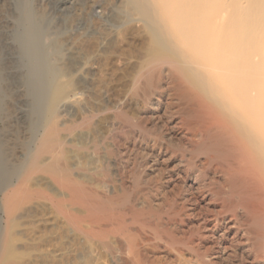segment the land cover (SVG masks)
I'll use <instances>...</instances> for the list:
<instances>
[{
  "label": "bare ground",
  "instance_id": "1",
  "mask_svg": "<svg viewBox=\"0 0 264 264\" xmlns=\"http://www.w3.org/2000/svg\"><path fill=\"white\" fill-rule=\"evenodd\" d=\"M13 1L20 14L19 20L13 15L19 21L14 38L27 67L24 75L7 73L9 77L0 69V111L12 87H21L27 108L17 113H23L27 126L22 157L14 162L4 153L0 135V211L6 223L13 212H20L25 226L19 231L27 234L23 241L29 246L27 264L42 257L50 261L37 264H221L220 249L241 244L244 247L236 249L240 256L251 253L253 259H264V54L253 61L254 36L236 3L120 0L111 8L126 16L140 15L157 43L145 67L136 73L131 86L134 95L145 104L155 92V110L161 108L165 94L168 100L174 97L176 102H167L164 108L166 118L177 116L180 126L192 135L185 141L193 152L189 160L196 173L193 179L185 169L183 175L170 171L154 181L139 174L130 184L113 154L121 151L125 126L128 133L135 127L141 129L142 138L149 141L153 130L148 112L132 121L127 111L116 109L117 104L95 106V100L85 97L91 94L92 83L81 60L71 68L84 80L59 85L49 103L57 68L50 60L47 36L43 39L42 11L35 12L30 0ZM228 8L234 12L228 13ZM109 14L108 25L121 22ZM74 21L73 26L80 20ZM103 36L98 45L107 38ZM42 40L47 45L44 50ZM10 79L13 83L6 82ZM101 113L108 115L111 127L104 135L94 127ZM80 132L85 133L83 138L78 137ZM153 137V146L162 148L164 137L159 133ZM78 151L87 154L80 157ZM20 203L22 207L15 210ZM56 224L64 234H57ZM29 225L39 230L30 231ZM35 238L43 242L41 247L39 242L33 247Z\"/></svg>",
  "mask_w": 264,
  "mask_h": 264
},
{
  "label": "rangeland",
  "instance_id": "2",
  "mask_svg": "<svg viewBox=\"0 0 264 264\" xmlns=\"http://www.w3.org/2000/svg\"><path fill=\"white\" fill-rule=\"evenodd\" d=\"M5 1H6L5 4L2 3ZM119 1L120 0H118V1L117 0H81V1H79V0H30V4L33 2V4H31V7L35 8V9L32 8L34 11L36 10L35 12L39 11L41 13V11H42L41 14L43 15V19L41 22V26L45 27L44 29H46V35H43L44 37L43 36L42 37L44 39V38H46L45 36H47L46 41H47V44L48 45L50 44V45L49 46L46 45V46L49 48V50L52 51L50 53V58H52V59H50V58L49 59L51 61H53V59H54L52 66L55 65L57 68V71L52 74L53 75V81L51 84L50 93H52L54 95L50 94L53 97L51 99H49V103H51V100L58 94V92L60 90L59 85L67 83V81H69L68 83L74 84V83H80V81L82 82L84 80L83 78L81 80V78L79 76H77L76 74H73L72 68H73L74 64L79 60H81L82 62H85L84 67H85V69L87 68V70L90 74L89 75L90 83H92L91 84L92 86L90 85L91 88L89 90L91 92V94L87 93L85 97L91 101L95 100V104H96L95 106L100 107V106H103L106 104L108 105V102H111L112 104L109 103V106L112 105L113 107L116 106L115 104H117L116 109H120V110H123L125 112L127 111L126 113L129 114L128 115L129 117L131 116L132 121L138 120L141 116V113H143L145 110L148 112L147 114H149L147 121L149 122V125H150V129H151L150 132L153 130L152 133L150 134L151 137L148 139L149 141H144V138H142V137H144V134H142L144 132L141 129L135 127V128L131 129L130 133H128L127 132L128 127L125 126V128L123 129L124 130L123 134L121 135V139L119 142L120 143L119 145H120L122 152L121 151H119V152L114 151V154H113L115 159H117V162H118L117 164H118V167L120 168V172L122 173V176H124L125 179L128 180V183L130 182V180L132 182L134 177L137 175L139 176V174H140V176H143V177L147 176V179L149 178V180L151 179V181L152 180L154 181L156 179H159L160 177H164V176L167 177L170 174V171L172 172V174L174 176H176V172L183 175L182 171H184L185 169H187L188 174L190 175L191 179H193V177L196 176L195 175L196 174L195 169H193L191 167V163L189 164V162H190L189 160L192 156L191 153H193V152L191 151V148H190L191 145L188 144L189 142L187 143V141H185V140H187L185 137L188 138V137H191L192 135H190L191 133L188 132L187 129L180 126V118H178L177 116H174L173 118L167 119L166 115H165V113H166L165 109L167 107V102H173V101L176 102V99L174 97H172L171 99L168 100V97L165 94V96L162 100L161 108L158 110H155L156 109L155 103L158 100V96H157V94H155V92H154V96L152 94L150 96V99L145 104L140 97H137L136 95H134V92H133L134 88L131 87V86H133L134 79H135L136 75L138 74V71H140V69L145 67V65L147 64L150 54L157 48V43H156V40H154L151 29L149 28V26H147L143 22L142 19H140L141 18L140 15H138L136 13H131L129 16H126V15H124L123 12H120L119 10L111 9L115 5L120 4ZM121 1H124V0H121ZM160 1H162V0H157L155 2L159 3ZM222 1L225 4L226 3L227 4L233 3V5H235L234 3H236L237 8L240 11L241 15H244L243 19L248 21L249 31L251 30L250 32H251V34L253 33V36H254L253 37V44H252V48H251L252 54H253V61L257 62L259 60V58L264 54V51H263V48H264V46H263L264 45V0H222ZM0 3H1L0 4V23H1L0 24V31H1L0 33H4V34H1L3 36L0 35L1 36L0 37V49H1L0 50V69L3 73V75L5 76V74H6L7 77H9L10 75L11 76H15V75L19 76L20 74L24 75L25 74L24 72L26 71L25 67H27V63L25 60H23L24 59L23 54H21V53H23V51L21 50L19 43H17V40H15V38H14V29L17 27V25L19 23L18 20L20 19L19 18L20 14L19 15L17 14L18 10L16 9V6H15V3L13 0H3V1L0 0ZM95 3H96V5H95ZM3 4H4V6H1ZM233 5H231V6L234 8ZM3 9H5V10H3ZM229 10H230V12H228V13H230V14H232L231 12H234V11H232L233 10L232 8L231 9L228 8V11ZM12 11H14L16 13H14ZM112 11L114 13L116 11V13L114 14V13H112ZM44 14H45V17H44ZM108 14L112 15V17L115 16V19H117V21H121V22H119L118 24H116L114 26L108 25L109 23L106 21V18H108ZM13 15H15L16 18L18 17L17 18L18 20ZM120 18H122V19H120ZM75 19L76 20L79 19L80 21L78 24L73 26L72 23ZM3 21H4L5 25H4ZM44 22L48 23V25H46ZM6 31H7V33H6ZM5 34H6V36H5ZM103 35L104 36L106 35L105 37H107V38L103 41L102 45H98L99 38ZM4 37L5 38L7 37V39H5ZM48 41H50V42L48 43ZM51 42H53L54 44ZM42 43H43L42 44V48H43L42 50H44L47 47L44 45V40H42ZM7 44H8V47H7ZM5 45H6V48H5ZM50 46H51V48H50ZM100 46H101V48H100ZM2 50H3V52H2ZM16 50L19 52L21 51V52L20 53L16 52ZM19 56L22 58L20 59ZM1 57L4 59H2ZM6 57L9 60H7ZM16 57H18V59ZM14 58H16L17 61H16V59L12 60ZM18 60L20 61V63L22 62L23 64L21 63V65H20ZM68 61H69V63H68ZM1 63H2V66H1ZM4 63H5V65H4ZM6 63H8V64H6ZM7 65H8V69H7ZM10 65L11 66L14 65V66L11 67ZM6 69L8 70V72ZM89 70L91 71V73ZM7 73L8 74L10 73V75L8 76ZM59 73H61V74L59 75ZM62 73L64 74V76ZM66 73H67V75H66ZM57 77L60 78V80ZM79 78H80V81H79ZM13 81H14V84L18 83L17 82L18 80L17 81L13 80ZM20 81L22 82V80H19V83H20ZM55 81H57V82H55ZM6 82L10 83V82H12V80L10 79V80H7ZM93 84H94V86H93ZM161 85L164 86L165 85L164 82L161 83ZM16 86L12 87V90L15 89L14 91H12V90L9 91V93H11V95L9 94L7 96L8 98L6 97L4 99L3 105L1 108L2 111H0V114H1L0 115L1 116L0 117L1 118L0 127L1 128L4 127L5 130L7 129L6 135H5V130L0 128V130H1L0 135L3 134L2 135L3 136L2 137L3 138L2 139L3 140L2 141V145H3L2 148L5 151L3 149L2 150L4 151V153H6V156L8 157L9 160H11V162H14L15 160H18L22 157V152H21L22 151V145H23L22 143L24 142V139L26 136V132H25L26 130L25 129L27 126V120H26V118L23 117V113L19 114V113H21V111L23 112L24 109L27 108L26 104H25V99H23V98H25V96L23 94V91H21L22 90L21 87L15 88ZM55 90H56V92L54 93ZM14 93H16V96ZM22 94H23V96H22ZM50 95H49V97H50ZM152 96H153V98H152ZM18 97H20L19 98L20 101L22 98V102L23 101L24 102L19 103ZM11 98L14 99V103H13V99H11ZM15 99L18 101H15ZM165 99H166V101H165ZM10 103L11 104L13 103L12 104L13 106ZM152 104L155 106H153ZM23 105H24V107H23ZM141 105H142V107H141ZM118 106H119V108H118ZM143 106H145L146 109ZM174 107L175 106L171 105L170 106L171 110H173ZM151 108H153V109H151ZM12 109L15 110L16 113L13 112ZM7 111H9V112H7ZM17 112H19V113H17ZM9 113H10V115H9ZM151 113H153V114H151ZM101 114H102L101 116L99 114V116L96 117V119L94 121L95 122L94 127L98 131L97 132L98 134L103 133L102 135H104V134H106L107 131H109L111 129V127H109L110 125L108 124V122H109L108 115L106 113H101ZM150 114H151V117H150ZM155 115H157V116H155ZM9 116H11V117H9ZM2 117H4V118L2 119ZM134 117H135V120H134ZM156 117L158 119H156ZM14 118H15V120H14ZM24 119H25V121H24ZM149 119L150 120L152 119V121H154V120H156V121L152 122ZM21 126L24 129L23 131H22ZM151 126H153V127H151ZM14 128H16V129H14ZM13 129L15 130V132ZM184 130H185V133H184ZM159 131H161V132H159ZM125 132L128 135H125V137H124ZM154 133L155 134L159 133L162 135V137H164L162 139L164 142L162 141V143H161L162 148L161 147L157 148L158 146H153V138H154L153 136H155ZM13 134L15 136H13ZM80 134L82 135V138H83V136H85L84 132H80L78 137L80 136ZM9 136L13 137L14 139L9 137ZM7 139H8V142H6ZM9 140H11V142H9ZM110 141H111V139L108 138L107 144ZM183 141L185 142V144ZM6 143H8V144L6 145ZM146 143H147V145H146ZM4 144H5V146H4ZM183 145H185V146H183ZM9 148H10V150H9ZM19 151L21 153H19ZM139 152H140V154H139ZM76 153L80 157L81 156L84 157L85 154H87L85 152H83V154H82V152H80V151H78ZM79 153H81L82 155ZM8 154H9L10 158H9ZM11 154H12V156H11ZM153 154H155L156 157ZM149 157H150V159H149ZM155 158H157V161H152ZM195 160H197V159H195ZM151 161H152V163H151ZM148 164H150V165H148ZM189 166L192 169H190ZM131 182H130V184H131ZM130 184H129V186H131ZM22 205L23 204L20 203L15 208V210H19L22 207ZM45 209L46 208H44L43 211ZM45 212H46V210L43 213H45ZM19 213L20 212L17 213V211L13 212L10 219L7 220L8 223H6L4 221V215L0 211V231L3 228L2 229L3 231L0 232V262H2V263L8 262L6 264H11V263L15 262V264L16 263L17 264H27V262L29 260V255H28L29 254V249H28L29 246L28 247L25 246L24 245L25 241H23L27 238V234H23L21 231H19L23 227L22 225L25 226V224L23 223V219L21 217H19ZM3 223H6V224H3ZM2 225H4V227H2ZM57 225H60V224H56L54 227V229L58 230V231L55 230L57 232V234L58 233H59V235L64 234L62 227L60 228V226L58 227ZM32 226L33 227L36 226L34 228L35 230L33 229ZM32 226L31 225L28 226L29 228H31L30 231L39 230L37 225H32ZM56 226H57V228H56ZM60 232H61V234H60ZM37 242L40 243V247H41L43 242H41L38 238H35V240L32 242V245H34V244L36 245ZM35 245L33 247L39 246L38 243H37L38 246L37 245L35 246ZM244 245L245 244H241V245L237 246L236 248H231V246L230 247L228 246L225 249H220V251L218 252L219 262L221 264H264V259H261V258L253 259V256L251 255V253L250 254L246 253V254H243L244 256H240V254H239L240 252H237V251H240V249H237V248H239L240 246L244 247ZM25 247H26V249H24ZM86 247L87 246H85L84 248H86ZM87 249L85 251H88ZM236 249H237V251H236ZM214 256L215 255L213 254L211 257H214ZM42 260L50 261L47 258L44 259L42 257V258H40V260H37V262L42 261ZM9 262H11V263H9ZM23 262H26V263H23ZM37 262L36 263L34 262V263L37 264Z\"/></svg>",
  "mask_w": 264,
  "mask_h": 264
}]
</instances>
